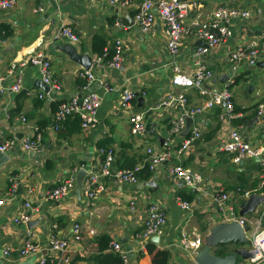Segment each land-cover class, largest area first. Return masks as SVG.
<instances>
[{"label":"crops","instance_id":"0c3cea01","mask_svg":"<svg viewBox=\"0 0 264 264\" xmlns=\"http://www.w3.org/2000/svg\"><path fill=\"white\" fill-rule=\"evenodd\" d=\"M186 1L195 4L186 26L197 16L203 20L211 18L212 12L219 7L247 10L250 18L232 23V36L201 60L213 74L212 79L205 82L213 92L222 90L228 80H233L229 87L233 118L230 121L219 119L225 109L215 107L189 119L187 131L186 125L178 134L172 133L171 129L184 110L179 104L166 107L161 105L162 102L169 96L183 93L187 107H197L204 97L195 89L174 87L170 63L175 61L190 75L194 52L200 41L186 36L174 61L171 60L166 50V27L159 18L148 33L141 32L134 24L133 17L140 0H134L126 9L112 7L106 0H15L12 10L0 11V143L14 141L8 151L11 152L9 160L0 166V250L12 249L11 264L24 261L16 259L15 251L21 247L28 230L42 248L51 236L69 241V262L55 259L50 252L47 258L50 263L122 264L108 251L109 244L117 241L125 251L129 246L132 248L131 255L127 251L130 264H152V258L146 252V244L151 239L143 246L134 240L152 203L158 204L166 213L164 234L157 243H152L158 250L169 253L168 264H195V256L179 245L182 231L195 232L205 241L212 228L232 222V219L244 220L251 230L249 238L258 221L259 228L264 229V202L253 212L239 216L242 203L251 195L264 196L260 159H245L236 165L230 155L220 151L222 142L234 128L242 131L243 139L253 148L264 144L258 129L264 123V109L258 115V106L264 98V0ZM62 27H70L76 34L77 52L90 56L91 64L98 56L92 50L96 37L105 41V55L106 50H113L116 40H121L126 48L119 69L107 66L91 69L95 80L90 90L101 95L98 125L91 130H83L77 123L78 118L74 117H69L59 130L53 129V114L58 105L72 97L80 98L84 93L81 89L84 80L78 77V72L84 69L70 61L61 50L64 45L71 44L57 37ZM251 42L258 43V61L253 66L238 63L233 72L230 55L238 46H247ZM36 55H42L50 62L53 78L61 86L58 93L45 95L37 82L41 80L37 68H16L21 61ZM104 61H107L105 57ZM223 76L229 78L221 82ZM19 77L21 91L11 92L9 87ZM104 85L112 91L106 93ZM125 89L132 90L136 98L123 109L120 97ZM41 94L43 98H39ZM132 114L144 115V132H131L129 118ZM255 117L259 122L247 130L249 121ZM194 126L199 129V139L178 159L173 158L153 172L148 171L147 178L138 174L137 184L99 178L104 191L92 200L84 196L82 189L80 196L76 195L75 187L61 200L46 199L47 193L64 180L74 177L76 183V171L80 168L89 171L85 180L98 174L105 158L102 149L113 151V168L117 170L143 168L148 159L146 148L151 147L155 152L168 147L175 150ZM38 132L41 135L40 151L23 149L22 142L32 139ZM177 164L200 174L202 182L196 189L173 177L170 168ZM10 179L17 183L14 192L10 190ZM18 186H21L20 192ZM29 189H32L30 194ZM221 192L230 197L220 210L216 198ZM178 200L189 203L190 210L181 209ZM25 202L40 208L26 223L15 222L26 213ZM31 222L36 224L29 227ZM75 223L81 226L83 240L79 243L71 240ZM92 230L93 235L89 234ZM101 245L103 250L99 248ZM228 248H212L210 253L215 250L216 255L224 256L232 249L231 246ZM236 264H250V260L239 259Z\"/></svg>","mask_w":264,"mask_h":264},{"label":"built area","instance_id":"2783aa9c","mask_svg":"<svg viewBox=\"0 0 264 264\" xmlns=\"http://www.w3.org/2000/svg\"><path fill=\"white\" fill-rule=\"evenodd\" d=\"M106 2L112 7L126 9L134 3V0H106ZM15 3V0H0V11L12 10ZM194 6V3L186 0H140L133 17L134 24H136L143 33H148L152 29L156 18H159L164 23L167 31L166 50L171 60L177 56L181 47V41L186 36H192L203 44V46L197 47L194 52L195 60L190 75L185 73L174 60V62L170 63L172 68V85L177 88L195 89L204 97L203 102L197 107H187V99L183 93L169 96L166 101L162 102L161 105L166 107L179 104L184 110V113L173 122L171 132L174 134L181 133L184 130L186 127V119H193L196 115L215 107L223 106L225 109V112L219 116V119L230 121L233 118V104L229 90L230 85L233 84V80H228V84L225 85L222 90L213 92L205 86V82L210 81L213 74L205 67L201 60L232 36V23L236 21L243 22L250 18V13L247 10L219 7L212 12L211 18L203 20L197 16L186 26L185 22L190 16V12L193 10ZM1 34L2 32H0V37ZM57 37L74 45L78 43V37L73 33L70 27L60 28ZM125 50L126 48L122 41L116 40L113 45V55L110 60L104 61V53L103 56L94 58L88 70L78 72V77L84 80V84L81 86L84 93L80 98L72 97L58 105L53 114V129L55 131L59 130L69 117L78 118L80 127L83 130L96 128L98 125L97 111L101 104V95L90 90V85L95 80L91 69L94 67L102 68L103 66L119 69L124 61ZM259 57L260 51L257 42H251L247 46H238L230 55L234 63L232 71L234 72L236 68L235 65L241 62H245L249 66L255 65ZM29 66L38 69L41 81L49 87V91L45 95L58 93L61 90L60 83L53 78L50 70V62L46 58L42 55L32 56L29 59L21 61L16 68ZM16 68L13 66V69ZM9 89L14 93L20 92L22 89L21 78H17ZM104 91L106 93L111 92L112 88L104 85ZM43 96L44 95L41 94L39 98H43ZM135 98L136 95L132 90H123L120 97L121 107L123 109L128 108ZM263 109L264 98L258 106V115L263 112ZM22 121H25V119L22 118ZM129 123L133 134L144 132L145 124L143 114H132L129 118ZM199 137V129L194 126L175 150H171V148L168 147L160 152H155L151 147L146 148L148 159L144 166L147 167L148 171L153 172L157 166L170 162L173 158L178 159L182 153L186 152L188 148L199 139ZM40 143L41 135L38 132L32 139L23 141L22 146L23 149L29 152H39ZM13 145L14 141L12 140L2 141L0 143V155L7 153ZM220 151L230 155L232 162L236 165L242 163L245 159L259 158L263 171L262 185H264V144L257 148H253L252 145L243 139L242 131L239 128H234L229 131L227 138L222 142ZM101 153L105 155V158L98 174H94L86 180L84 179L81 187L84 196L88 200H92L104 191V186L99 182V178H113L116 182L129 185H134L139 182L138 172L142 167H135L130 170H117L113 168V151L111 149L106 151L101 150ZM170 173L175 179L181 181L191 189H196L197 185L202 182L200 174L192 172L181 164L172 166L170 168ZM74 187L75 179L74 177H70L50 190L46 195V199L49 201L61 200L65 198ZM16 188L17 183L13 179H10V190L14 192ZM28 192L29 194L32 193V189H29ZM229 197L230 195L226 192L218 194L216 202L220 210L226 205ZM178 204L181 209L190 210L189 203L180 201ZM130 205L133 206V204ZM23 207L27 210L26 213L16 219L15 222L20 220L22 223H26L31 218L32 214L37 213L40 208L39 205L33 206L31 202H25ZM130 209H133V207H130ZM231 213L232 212H230V214ZM238 223L240 226H245L244 220L242 219L239 220ZM259 224L260 222L258 221L255 231L251 236L250 252L253 254V258L250 259V264H264V229H260ZM165 226V211L158 204L152 203L146 210V216L141 230L135 234L134 240H137V243L143 246V244L151 238L156 237L159 239L164 234ZM93 233V230L89 232L91 235H93ZM71 240L75 243H79L83 240L81 226L78 223L72 226ZM178 240L182 250L193 256H196L204 243L203 238L195 232L188 233L182 231ZM40 246L41 245L33 240L32 232L29 230L26 231L25 240L21 247L15 251L16 259L27 260L32 258L35 264H45L48 254L51 252L54 254L55 259H61L65 263L69 262L67 256L69 241L67 239L51 236L46 242L45 247L42 248V246ZM46 251L48 252L47 254ZM108 251L119 258L122 264H130L128 258L129 254L122 248L119 242L110 243ZM11 253L12 249L10 248L0 250V260L3 261L4 264H11ZM55 259L53 261H55Z\"/></svg>","mask_w":264,"mask_h":264},{"label":"water","instance_id":"95a60500","mask_svg":"<svg viewBox=\"0 0 264 264\" xmlns=\"http://www.w3.org/2000/svg\"><path fill=\"white\" fill-rule=\"evenodd\" d=\"M199 46H203V44L200 42ZM61 50L68 56L69 60L79 64L84 70H88L91 65V57L88 55H81L77 52V46L76 45H64ZM228 76H223V78L220 80L223 82ZM39 83V86L44 90V92L49 91V87L45 85L41 80H37ZM141 101V99H139ZM259 118L255 117L252 120L249 121L247 130H250V127L254 123H258ZM186 131L191 123V120L186 119ZM261 133V139L264 140V123H262L259 128ZM185 131V133H186ZM10 153L7 152L5 154L0 155V166L5 164L9 158ZM264 156V153H263ZM251 159H257L259 161V158H251ZM89 171L80 168L76 171V185L74 193L78 196H80L81 187L83 184L84 179L87 177ZM153 181H151L148 185L151 186ZM21 186H18V190L20 192ZM264 202V196L259 197L256 195H251L246 202H243L241 205V211L239 212V216H244L250 212H253L255 207L259 204ZM36 224V223H35ZM33 222H31L28 226H34ZM44 230V229H43ZM251 230L248 226H240V224L237 221L232 220V222H228L225 224H219L212 228L208 234L207 237H205V241L203 243L202 248L198 251V253L195 256V264H236L237 261L240 260H250L253 258V254L250 252L248 247L251 245V238H249ZM151 242L157 243V238H151ZM126 241H123V244H125ZM231 246L232 249L230 250L229 254H226L224 256H218L216 255V251L212 248H219L222 249H229L228 247ZM127 251L131 255L132 248L129 246L127 247ZM34 260L27 259L17 264H33ZM0 264H4L3 261L0 260Z\"/></svg>","mask_w":264,"mask_h":264},{"label":"trees","instance_id":"16d2710c","mask_svg":"<svg viewBox=\"0 0 264 264\" xmlns=\"http://www.w3.org/2000/svg\"><path fill=\"white\" fill-rule=\"evenodd\" d=\"M105 41L101 38H94L93 42H92V50L98 55V56H103V54L105 53ZM113 55V50L108 51L106 50V55H105V60H110L112 58ZM77 123L79 125V119H77ZM104 146L101 145V148H103ZM104 151H106L107 149H102ZM130 170V169H129ZM147 170V167L143 166V168H141L138 172L139 176L141 178H147L149 176V172ZM107 244V243H106ZM106 247V246H105ZM99 248H101V250L104 249V247L101 245L99 246ZM146 252L151 256V261L152 264H168V259H169V253L167 251L164 250H158L156 248V246L152 243V242H148L146 244ZM45 264H54V263H50L49 260H47V262Z\"/></svg>","mask_w":264,"mask_h":264},{"label":"rangeland","instance_id":"374dc122","mask_svg":"<svg viewBox=\"0 0 264 264\" xmlns=\"http://www.w3.org/2000/svg\"><path fill=\"white\" fill-rule=\"evenodd\" d=\"M234 91H235V89H234Z\"/></svg>","mask_w":264,"mask_h":264}]
</instances>
